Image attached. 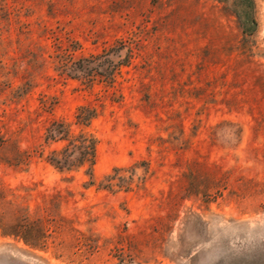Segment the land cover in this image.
<instances>
[{
  "label": "rangeland",
  "instance_id": "1",
  "mask_svg": "<svg viewBox=\"0 0 264 264\" xmlns=\"http://www.w3.org/2000/svg\"><path fill=\"white\" fill-rule=\"evenodd\" d=\"M4 2L0 264H264V0ZM80 105L93 186L33 153Z\"/></svg>",
  "mask_w": 264,
  "mask_h": 264
},
{
  "label": "trees",
  "instance_id": "2",
  "mask_svg": "<svg viewBox=\"0 0 264 264\" xmlns=\"http://www.w3.org/2000/svg\"><path fill=\"white\" fill-rule=\"evenodd\" d=\"M5 0H0V18L6 19L10 13L6 6ZM236 15L240 19L242 25L247 30L248 26L254 25L251 12L253 9L252 0H236ZM71 59V58H69ZM96 60L97 57H91ZM90 59H83L77 63L65 62L60 64L61 72L70 76L77 77V71L85 70ZM91 70V69H90ZM97 108L92 105H80L77 107L73 120L67 121L63 119L52 120L44 128L42 142L34 150V154L44 156V161L50 167L59 173L76 172L84 169L85 175L88 177V186L95 184L94 166L96 164V150L98 140L92 129V123L98 117ZM25 158L29 161L32 157L31 153L25 152ZM122 168H114L113 174L106 175L100 182L101 189L116 192L124 188L119 176Z\"/></svg>",
  "mask_w": 264,
  "mask_h": 264
}]
</instances>
